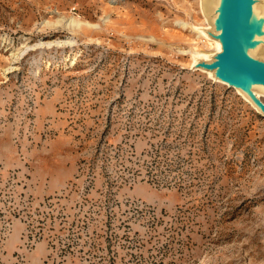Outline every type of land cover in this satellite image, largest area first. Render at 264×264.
Here are the masks:
<instances>
[{"label": "rangeland", "instance_id": "rangeland-1", "mask_svg": "<svg viewBox=\"0 0 264 264\" xmlns=\"http://www.w3.org/2000/svg\"><path fill=\"white\" fill-rule=\"evenodd\" d=\"M212 5L0 0V264H264V115L193 67Z\"/></svg>", "mask_w": 264, "mask_h": 264}, {"label": "water", "instance_id": "water-1", "mask_svg": "<svg viewBox=\"0 0 264 264\" xmlns=\"http://www.w3.org/2000/svg\"><path fill=\"white\" fill-rule=\"evenodd\" d=\"M260 0H213L206 26L211 39H219L221 50L209 55V60L193 55V67L205 70L215 81L247 94L264 115V105L256 94L264 95V59L257 57L264 52V16L252 24L253 5ZM256 10V8H255ZM207 38V37H206ZM211 71V74L210 72Z\"/></svg>", "mask_w": 264, "mask_h": 264}, {"label": "bare ground", "instance_id": "bare-ground-1", "mask_svg": "<svg viewBox=\"0 0 264 264\" xmlns=\"http://www.w3.org/2000/svg\"><path fill=\"white\" fill-rule=\"evenodd\" d=\"M260 4V3H259ZM255 22V21H254ZM253 22V23H254ZM252 23V24H253ZM262 29H264V25L261 27ZM199 35V34H198ZM213 48H214V51L215 52H219L220 50H221V42H220V40H218V42L214 45V46H212ZM194 54H196V55H198V54H201V52L200 51H194L193 52ZM203 59V58H202ZM259 225V224H258ZM261 226V225H260ZM254 227V226H253ZM257 229V228H256ZM239 231V230H238ZM241 232V231H240ZM242 232H243V230H242ZM255 234V233H254ZM248 236V235H247ZM249 240V239H248ZM248 242V241H247ZM235 255V254H234ZM230 259V258H229ZM239 262V261H238Z\"/></svg>", "mask_w": 264, "mask_h": 264}]
</instances>
